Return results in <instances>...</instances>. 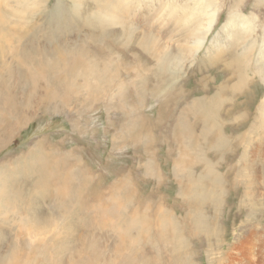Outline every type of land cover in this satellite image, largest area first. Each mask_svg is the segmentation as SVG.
I'll use <instances>...</instances> for the list:
<instances>
[{
	"label": "rangeland",
	"instance_id": "1",
	"mask_svg": "<svg viewBox=\"0 0 264 264\" xmlns=\"http://www.w3.org/2000/svg\"><path fill=\"white\" fill-rule=\"evenodd\" d=\"M1 21L0 264H37L12 230L44 226L47 264H264V0H0ZM73 46L74 77L31 87Z\"/></svg>",
	"mask_w": 264,
	"mask_h": 264
},
{
	"label": "bare ground",
	"instance_id": "2",
	"mask_svg": "<svg viewBox=\"0 0 264 264\" xmlns=\"http://www.w3.org/2000/svg\"><path fill=\"white\" fill-rule=\"evenodd\" d=\"M121 3V2H120ZM113 4V3H112ZM116 5V4H115ZM99 6V5H98ZM111 6H113V8H114V5H111ZM119 6V5H118ZM118 6H117V8H118ZM120 6H122V5H120ZM110 9V8H109ZM108 9V10H109ZM112 9V8H111ZM115 10L116 9H114V12H115ZM127 11V10H126ZM116 13V12H115ZM108 15V14H107ZM111 14H109V16H110ZM117 15V14H116ZM115 15V16H116ZM121 15V14H120ZM120 15H119V17H120ZM96 18V17H95ZM94 18V19H95ZM103 18V17H102ZM107 18H109V19H111L110 17H108L107 16ZM114 18V17H113ZM112 18V19H113ZM2 19V18H1ZM115 20V19H114ZM117 20H118V22H119V19L117 18ZM122 19H120V21H121ZM94 21H96V20H94ZM112 21V20H111ZM116 21V20H115ZM110 22V21H109ZM111 23V22H110ZM2 24V21L0 22V25ZM113 24V23H112ZM7 28V27H6ZM3 31V29L2 30H0V32H2ZM8 31H9V33L10 32H12L9 28H8ZM6 33V32H5ZM20 35V38L21 39H17L16 41L19 43V41H20V43H21V40H23L25 37L24 36H22V32H20L19 33ZM0 37H2L1 35H0ZM7 37V36H6ZM52 37H54L53 36V34H51L50 35V39L52 38ZM100 38V37H99ZM12 39H13V37H12ZM12 39H9V40H12ZM54 39L55 38H53V41H54ZM24 41V40H23ZM25 41H26V43H24L22 46L24 47V46H26V47H28V45H29V43H28V39L26 40L25 39ZM55 42H56V39H55ZM16 43V42H15ZM23 43V42H22ZM200 43H202V42H200ZM30 45H32V43L30 44ZM30 45H29V47H30ZM19 47V46H18ZM25 48V47H24ZM32 48V47H31ZM168 48V47H167ZM13 50H12V55H14V54H17L20 50H22L21 49V46H20V49L19 48H17V46H16V48H12ZM26 50V48L25 49H23L19 54V56H23V57H26L25 56V54L23 53L24 51ZM97 50H99V49H97ZM97 50H95V51H97ZM73 52H74V46L73 47H71L70 49H65V50H63L62 51V49H60V50H58V51H55V56H54V59L53 60H51V65H49V63H48V66L46 67V69H39V67L36 65H32V66H29V69H28V75H33V76H31V78L28 80L29 81V83H30V85H31V87H34V85H35V81L37 80V79H39V78H41V76H42V78H44L46 75H48L49 77H51L52 79H56V78H58L59 77V75H60V72H63V73H65L66 72V70H68V69H70V72H69V74L71 75V76H73L74 77V72H76L77 71V69L79 70V68L80 67H82L83 65H84V62H82V60H79V61H76V62H71V63H69V65H68V63L67 64H63L65 61H66V59H67V57H69L70 55H72L73 54ZM1 56H7V54L6 53H4V52H1ZM30 60L31 61H34V58L33 57H30ZM238 60V59H237ZM5 62H6V60H5ZM2 66H1V70H0V72H5L4 74H7L6 76H8V75H10V74H14V72L15 71H12V67H11V65H8V64H5V66L3 65L4 63L2 62V63H0ZM31 64H32V62H31ZM33 64H35L34 62H33ZM14 65V64H13ZM36 67H38V69L36 68ZM34 69V70H33ZM16 74V73H15ZM12 78V77H11ZM9 80V79H8ZM245 80V79H244ZM10 81H12V80H9V82ZM73 81V80H72ZM123 81V80H122ZM8 82V81H7ZM8 82V83H9ZM125 82V81H124ZM49 84H51V86L53 85H55L56 83L55 82H52L51 81V83H49ZM73 84V83H72ZM123 84V83H122ZM10 86V85H9ZM6 87V86H5ZM8 88V86L6 87V89ZM69 93V92H68ZM69 96V95H68ZM46 98L48 99V100H50V101H57V102H61V101H63V99L64 98H61L60 100H56V97H55V91H52V92H50L48 95H46ZM67 98V95H66V97H65V102H68V100L66 99ZM170 98H172V97H170ZM11 101L13 102V100L11 99V100H7V99H4L3 101H2V103H3V105H2V109H4V110H0V119H2V120H4L5 121V119H7L8 118V116H9V114H11V113H15L16 111H17V107H15V106H17L16 104H14V105H12L11 104ZM12 106L14 107V108H12ZM8 120V119H7ZM4 123V122H3ZM9 123V122H8ZM5 124V123H4ZM9 125V124H8ZM147 125V124H146ZM3 126V125H2ZM148 127V126H147ZM142 128V127H141ZM130 130H132V129H130ZM133 131V130H132ZM131 132V131H130ZM147 133V132H146ZM135 135V134H134ZM144 135V134H143ZM142 136V135H141ZM136 137V136H135ZM151 170V169H150ZM58 181H59V178L58 177H53V180L52 181H50V183L52 184V183H58ZM43 182V181H42ZM62 184H65L67 181H60ZM29 183H31V182H29ZM41 183V182H40ZM43 184V183H42ZM50 184V185H51ZM39 185H41V184H39ZM40 190H42V186H39L38 187V184H37V186H35V190H33L34 192H35V194H37L38 195V197H40V194L42 195V192L40 191ZM20 192V191H19ZM19 192L17 193V194H19ZM55 192L58 194V196L59 197H61V193H60V190L59 189H56L55 188ZM32 195V194H31ZM53 195V194H52ZM51 195V196H52ZM50 196V197H51ZM12 197V196H11ZM22 197V196H21ZM20 197V198H21ZM28 197V196H27ZM20 198H18L19 199V201H20ZM31 198V197H30ZM58 198V197H57ZM62 198V197H61ZM12 199V198H11ZM10 199V200H11ZM17 199V198H16ZM24 199V198H23ZM36 200V202H37V204H35L34 205V199L32 198L31 200H32V202H31V205L33 206V208L31 209V205H30V207H27V206H25V207H27L28 209L26 210L25 209V207L24 208H22V210L24 209L26 212L23 214V215H20V217H19V223H21V219L22 218H24L25 216H27V217H29V216H32L33 214H40L41 212H42V207H43V204H44V202H43V198H35ZM1 201H2V199H0ZM13 200V199H12ZM15 200V199H14ZM26 200V199H25ZM0 201V205L2 206V202ZM16 201V200H15ZM19 201H18V203H19ZM4 202V201H3ZM17 202V201H16ZM22 202H23V200H22ZM25 202V201H24ZM23 202V203H24ZM27 202H28V200H27ZM70 202V201H69ZM74 202V201H73ZM5 203V202H4ZM10 203V202H9ZM20 203H21V201H20ZM67 203V202H66ZM7 204V203H6ZM53 204H56V205H58V208L59 209H64V210H66L67 209V207H65V201H63V202H60L59 203V201L58 202H54ZM17 204H14L13 205V207L14 206H16ZM70 205H72V203L70 204ZM70 205H69V207H70ZM74 205V204H73ZM4 206L5 205H3V208H4ZM9 206H10V204H9ZM18 206V205H17ZM22 206H23V204H22ZM76 207V206H75ZM9 208V207H8ZM7 208V209H8ZM30 208V209H29ZM82 208V207H81ZM6 209V208H5ZM70 209V208H69ZM76 209V208H75ZM78 210V209H77ZM15 211V210H14ZM17 211H21V210H17ZM80 211V210H79ZM89 211V210H88ZM84 212V211H83ZM117 212H119L118 210H117ZM12 213V212H11ZM76 213V212H75ZM78 213V212H77ZM120 213V212H119ZM119 213H118V216H119ZM123 213V212H122ZM72 215H74V214H72ZM16 216V215H15ZM19 216V215H18ZM75 216V215H74ZM115 216V215H114ZM2 218H3V215L1 214L0 215V221H2ZM9 218H12V219H14L15 218V220H16V217H14V215L12 214L11 216H9ZM102 218V217H101ZM109 218V217H108ZM135 218V217H134ZM103 219V218H102ZM136 219V218H135ZM6 220V219H5ZM133 220V219H132ZM12 221V220H11ZM67 221V220H66ZM103 221V220H102ZM162 221H164V220H162ZM8 222V221H7ZM14 222V221H13ZM98 222V221H97ZM99 222H100V220H99ZM109 222V221H108ZM113 223V222H112ZM117 223V222H116ZM2 224V223H1ZM9 224V223H8ZM42 224H43V226H44V221H42ZM98 224V223H97ZM114 224V223H113ZM119 224V223H118ZM100 225H102L101 223H100ZM106 225V224H105ZM111 225V224H110ZM114 225H116V224H114ZM104 226V225H103ZM120 226V225H119ZM8 227H9V225H8ZM20 227V226H19ZM107 227V226H106ZM113 227V226H112ZM100 228H102L101 226H100ZM114 228H116V227H114ZM19 229V230H18ZM56 227H51V229L50 230H53L54 231V233H55V231H56ZM103 229V228H102ZM113 229V228H112ZM117 229V228H116ZM44 230H45V226H44V229H41V230H31L30 228L28 229V230H22L21 228H18L17 227V231H16V229H14V230H12V232H13V234H14V236L16 237V239H15V246L17 247V246H19L20 247V245H22L23 244V247H29V248H31V250H32V255L33 256H35V258L37 259V260H39V258H40V261H37V264H44L45 262H46V264L51 260V258H53L52 257V255H54V253L52 254V250H54V247L55 246H51V245H45V246H43L44 245V243H45V240H47V236L50 234H45L44 233ZM119 230H122V228H120ZM71 232V231H70ZM8 233H9V228L7 229L6 227H2L1 225H0V248L1 249H3L2 247H4V240H7V238H9L10 236L8 235ZM10 234H11V232H10ZM12 234V235H13ZM7 235H8V237H7ZM66 236V235H65ZM69 237H71V236H69ZM60 238V237H59ZM72 238H73V236H72ZM66 239H67V237H66ZM69 239V238H68ZM68 239L66 240V241H68ZM71 239V238H70ZM60 240V239H59ZM53 241V240H52ZM52 243H54V241L52 242ZM46 244H48V242H46ZM41 245V246H40ZM11 246V245H10ZM43 246V247H42ZM18 248V247H17ZM0 249V250H1ZM52 249V250H51ZM56 249V248H55ZM57 250V249H56ZM38 251V254H36V252ZM1 252H2V250H1ZM57 252H55V254H56ZM12 254H13V251H10V255H9V257L10 256H12ZM74 255V254H73ZM21 258L23 257V256H27V254H26V252H25V254H23V253H21L20 255H19ZM56 256V255H55ZM79 257V256H78ZM4 258H7V256L5 255L4 256ZM23 259V258H22ZM24 259H26V258H24ZM56 259V258H55ZM54 259V260H55ZM74 258L72 257V260H73ZM76 259V258H75ZM18 261H21V259L20 260H18ZM85 261V260H84ZM58 262H59V260H58V258L56 259V262L54 263V264H58ZM86 262V261H85ZM22 263L23 264H25L24 263V260H22ZM84 263V262H83ZM87 264V263H86Z\"/></svg>",
	"mask_w": 264,
	"mask_h": 264
}]
</instances>
